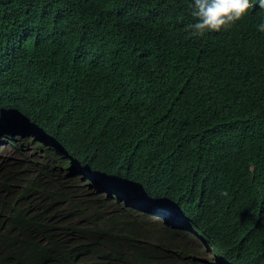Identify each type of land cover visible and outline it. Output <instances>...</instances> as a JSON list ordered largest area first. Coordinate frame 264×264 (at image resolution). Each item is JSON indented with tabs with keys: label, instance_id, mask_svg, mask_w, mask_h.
I'll return each instance as SVG.
<instances>
[{
	"label": "trees",
	"instance_id": "obj_1",
	"mask_svg": "<svg viewBox=\"0 0 264 264\" xmlns=\"http://www.w3.org/2000/svg\"><path fill=\"white\" fill-rule=\"evenodd\" d=\"M191 2L0 0V144L189 219L219 258L12 159L0 264H264V9L196 36Z\"/></svg>",
	"mask_w": 264,
	"mask_h": 264
},
{
	"label": "clouds",
	"instance_id": "obj_2",
	"mask_svg": "<svg viewBox=\"0 0 264 264\" xmlns=\"http://www.w3.org/2000/svg\"><path fill=\"white\" fill-rule=\"evenodd\" d=\"M257 4L260 8L264 9V0H257L256 4H254L252 0H192L188 7L196 22L189 24L187 29L196 36H203L206 32H219L222 29L227 30L235 24L236 21L243 18L248 11ZM258 30L264 32V23L258 26ZM9 145L15 147L11 143L0 144V147ZM24 149L25 150H19L24 153L26 148ZM29 149L30 148L27 150ZM31 150L32 152L27 151L29 152L28 159H34L37 166L36 170L46 168L52 172L51 174L55 178L63 181H70L75 189L84 191L85 194L89 195L91 198H98L107 202L112 209H123L131 216L143 217L149 224L160 225L171 233L181 234L182 232H180V230L187 229L192 234L191 240L200 245L203 252L206 253L209 258L214 261L219 258V254L212 250V245L207 241L209 236L194 230L189 223V219L175 215L173 211L168 209L153 207L147 200L132 195L127 190L116 188L108 183L100 181L98 177L90 172L75 171L71 169L68 163L61 161L52 163L53 160L50 156L39 154L36 151L34 152L32 148ZM43 161L48 163V165L46 166L43 164ZM220 194L221 196H228L227 191H222ZM213 199L214 194L211 189L202 191L200 196L202 208H216L217 206L215 207V204L218 199L214 201ZM188 200L194 205V195L188 196ZM155 218L159 219V221L154 222L153 219ZM255 225L257 224L255 223ZM232 227L236 228L235 226ZM220 264L226 263L220 262Z\"/></svg>",
	"mask_w": 264,
	"mask_h": 264
},
{
	"label": "rangeland",
	"instance_id": "obj_3",
	"mask_svg": "<svg viewBox=\"0 0 264 264\" xmlns=\"http://www.w3.org/2000/svg\"><path fill=\"white\" fill-rule=\"evenodd\" d=\"M28 148H26V151H24V153H22L19 149H16L15 147L9 145V146H1L0 147V163L5 162L7 160H12V159H16V160H23V162H27V160H30L29 162H31L30 164L27 163H22L20 164L23 167H27V171H31L36 170L37 166L34 162V159H28V155L30 151L32 152L31 149L27 150ZM33 162V163H32ZM43 164H45L46 166L48 165V163H45L43 161ZM154 222L159 221V219L155 218L153 219Z\"/></svg>",
	"mask_w": 264,
	"mask_h": 264
}]
</instances>
